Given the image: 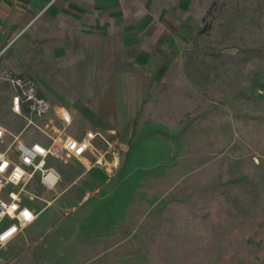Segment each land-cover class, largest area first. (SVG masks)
Wrapping results in <instances>:
<instances>
[{
    "label": "rangeland",
    "instance_id": "rangeland-1",
    "mask_svg": "<svg viewBox=\"0 0 264 264\" xmlns=\"http://www.w3.org/2000/svg\"><path fill=\"white\" fill-rule=\"evenodd\" d=\"M190 1L189 32L166 57L171 70L165 80L148 89L133 140L122 144L114 121L98 129L113 146L96 141L106 159L113 153L121 163L128 158L111 184L110 198L79 206L70 198L77 187L69 189L37 223L56 224L66 207L64 224L82 225L89 212L88 223L110 224V234L122 239L116 248L103 242L77 253L74 247L55 248L49 264H56L60 251L63 264H85L82 257L98 252L99 264L130 248L147 264H264V0ZM6 72L20 76L0 71V126L9 132L0 149L16 136L46 141L12 113L13 92L2 80ZM50 119L64 134L82 130L77 123L65 129L54 114ZM52 165L62 180L53 191L38 188L42 199L55 196L82 171L75 159ZM44 199L29 208L42 210Z\"/></svg>",
    "mask_w": 264,
    "mask_h": 264
},
{
    "label": "crops",
    "instance_id": "crops-1",
    "mask_svg": "<svg viewBox=\"0 0 264 264\" xmlns=\"http://www.w3.org/2000/svg\"><path fill=\"white\" fill-rule=\"evenodd\" d=\"M190 11V0H0V71L35 79L54 113L69 112L73 118L71 126L77 123L82 128L66 135L81 139L89 131L100 133L98 129L114 121L122 144H128L133 140L148 89L165 80V71L171 70L165 66L166 57L176 52L185 39L183 35L189 32ZM108 132L113 134L116 130L109 128ZM101 153L96 147L85 158L75 159L81 173L66 182L55 196L43 198L47 204L40 211L28 205L43 200L36 193L43 187L39 181L31 185L36 198L23 202L37 219L0 247V252H4L0 264H18L22 257L24 264H49L47 257L55 248L63 251L74 247L77 253L80 248H95L102 242L105 247L118 246L117 240L122 238L110 234L111 225L98 227L88 223L87 217L92 214L89 212L79 226L63 223L62 212H69L66 207L58 214L61 217L56 224H37L42 211L69 189L77 187L70 198L79 206L92 199L98 202L110 198L111 184L121 176L128 158L124 163L116 160L114 167L113 159H106ZM100 157L107 161L108 168L95 164ZM99 230H108V234L97 236ZM46 239L53 241L40 246ZM61 251L56 264L66 261ZM98 253L80 261L96 264ZM102 263L148 261L130 248L128 254H115L99 261Z\"/></svg>",
    "mask_w": 264,
    "mask_h": 264
},
{
    "label": "built area",
    "instance_id": "built-area-1",
    "mask_svg": "<svg viewBox=\"0 0 264 264\" xmlns=\"http://www.w3.org/2000/svg\"><path fill=\"white\" fill-rule=\"evenodd\" d=\"M2 80L13 92L12 113L25 118L28 127L36 128L47 139L44 142H27L21 136H16L10 145L0 149V247L10 243L37 219V215L23 202L24 199L36 198L31 192V185L39 181L44 189L53 191L62 180L61 173L53 163L83 159L96 150L95 143L99 140L113 147L101 133L89 131L81 139L64 134L65 130L54 125L50 116L54 114L66 129L73 123L71 114L67 111L54 113L52 104L41 94L33 79L6 72ZM43 121H48L45 127L38 126L37 123ZM7 134V130L0 126V146L5 144ZM112 156L115 167L116 154ZM95 164L109 167L103 157L98 158ZM50 176L53 177L52 181L49 180Z\"/></svg>",
    "mask_w": 264,
    "mask_h": 264
},
{
    "label": "bare ground",
    "instance_id": "bare-ground-1",
    "mask_svg": "<svg viewBox=\"0 0 264 264\" xmlns=\"http://www.w3.org/2000/svg\"><path fill=\"white\" fill-rule=\"evenodd\" d=\"M49 180H50V181H52V180H53V177H52V176H50V177H49Z\"/></svg>",
    "mask_w": 264,
    "mask_h": 264
},
{
    "label": "snow or ice",
    "instance_id": "snow-or-ice-1",
    "mask_svg": "<svg viewBox=\"0 0 264 264\" xmlns=\"http://www.w3.org/2000/svg\"><path fill=\"white\" fill-rule=\"evenodd\" d=\"M25 215L27 216V213H25Z\"/></svg>",
    "mask_w": 264,
    "mask_h": 264
}]
</instances>
